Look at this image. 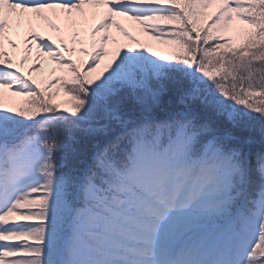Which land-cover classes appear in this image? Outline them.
<instances>
[{
	"label": "snow or ice",
	"instance_id": "6c2138e0",
	"mask_svg": "<svg viewBox=\"0 0 264 264\" xmlns=\"http://www.w3.org/2000/svg\"><path fill=\"white\" fill-rule=\"evenodd\" d=\"M0 264H264V0H0Z\"/></svg>",
	"mask_w": 264,
	"mask_h": 264
},
{
	"label": "rangeland",
	"instance_id": "374dc122",
	"mask_svg": "<svg viewBox=\"0 0 264 264\" xmlns=\"http://www.w3.org/2000/svg\"><path fill=\"white\" fill-rule=\"evenodd\" d=\"M98 19V18H97ZM121 19V18H118ZM121 22L125 25L126 28H128L130 31H132L133 35L137 36L138 39L142 44H150L154 51H157L161 54H168L171 51V48L169 45L162 44L158 41L152 40L150 36L144 34L138 25H135L134 22L128 21L126 19H121ZM94 23V22H93ZM240 26V21H234L233 24V30L224 32L222 34L224 35H234L236 33V29ZM34 29L35 31L39 32L41 36L48 37L51 36L54 39H57L59 41V37L61 35H64L65 39L68 42V45L70 47L75 46L77 51L75 53H71V56L77 58L82 63L84 60L88 58V53H84L80 51L81 45L72 44V38L71 34L65 29L63 23L61 22L60 30L51 27V24L47 21H34L31 26H29L27 23L21 25L18 29H16L12 33V38L16 39L17 44L19 47L17 49H12L10 45L6 43V48L12 53L13 60L18 64L21 65L22 69L33 76L34 79L37 80L38 83L41 85H44L47 81L52 80L55 81V77L59 76L63 70L59 69V66L55 61H53L50 57L47 55H39V48L37 47L38 42H34L32 44L31 51L26 50V43L24 40V34L29 30V28ZM112 32L115 36H117L120 40L121 44H127L131 43V41L128 40L127 37H124L121 33L118 32V30L113 27ZM88 46V45H87ZM118 45L109 43V56L105 58V60L101 63L100 69L97 71L99 72L104 68V66L108 63L109 59L114 55V50ZM138 46V45H137ZM22 62V63H21ZM36 64L39 65L35 71H32V65ZM50 91L52 89H49ZM26 98L23 96L19 97H12L11 103L14 104H22L23 101H25ZM70 100V97H68L67 93L61 89L58 95L56 96V102L61 105V107H70V103L68 102ZM24 103V102H23Z\"/></svg>",
	"mask_w": 264,
	"mask_h": 264
},
{
	"label": "trees",
	"instance_id": "16d2710c",
	"mask_svg": "<svg viewBox=\"0 0 264 264\" xmlns=\"http://www.w3.org/2000/svg\"><path fill=\"white\" fill-rule=\"evenodd\" d=\"M211 11V10H210ZM209 23H210V21H208ZM240 28H243V27H247L246 25H243V23L242 22H240V26H239ZM224 35V34H223ZM229 36H232L233 37V43H239L240 42V40L242 39V34L241 33H239L238 31H236V33H235V36L234 35H231V34H228ZM171 52V51H170ZM77 63H81L80 61L79 62H77ZM64 74H66L65 72L62 74V75H64ZM24 103L26 102V100L25 101H23ZM23 102H22V104H23ZM20 105V104H19Z\"/></svg>",
	"mask_w": 264,
	"mask_h": 264
}]
</instances>
